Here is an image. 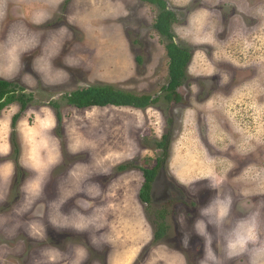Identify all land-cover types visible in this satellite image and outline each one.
<instances>
[{
	"label": "rangeland",
	"instance_id": "1",
	"mask_svg": "<svg viewBox=\"0 0 264 264\" xmlns=\"http://www.w3.org/2000/svg\"><path fill=\"white\" fill-rule=\"evenodd\" d=\"M165 2L190 52L178 103L77 109L61 94L162 92L158 7L0 0V78L33 94L13 128L18 103L0 109V264H264V0ZM167 116L162 174L177 194L145 207L141 171L115 166H152ZM130 170L129 186L118 181ZM161 209L165 233L152 241Z\"/></svg>",
	"mask_w": 264,
	"mask_h": 264
},
{
	"label": "trees",
	"instance_id": "2",
	"mask_svg": "<svg viewBox=\"0 0 264 264\" xmlns=\"http://www.w3.org/2000/svg\"><path fill=\"white\" fill-rule=\"evenodd\" d=\"M150 4H155L158 7V12L153 20L152 27L160 35L166 37L167 41L164 44L165 53L167 56V82L161 86L162 91L159 95H150L145 93H132L116 89L106 84H92L88 86H82L64 92L61 94V99L65 101L67 105L76 108H86L89 106H130L138 109L145 108L146 106L154 104L160 96L167 102V104L173 102L178 103L180 100L176 89L180 86V82L183 78L184 68L190 59V52L186 48L179 47L172 39V35L169 31L170 23L175 21V14L169 7H167L165 0H142ZM33 98V94L30 91H26L24 87L18 85L16 81L0 78V109L5 105L13 102L18 103V111L13 113L10 117V126L14 127V123L19 114L26 108L28 102ZM48 105L54 109L55 121L59 126L61 121V115L58 110V103L56 100H48ZM168 125L165 127L164 132L160 135L159 139L155 141L154 145L159 149V154L155 157L156 163L150 168L137 167L130 161L119 163L115 166L117 171H123L126 169L137 168L141 171L143 181L138 188L137 197L140 202H149V188L150 182L153 179L156 169L163 167L164 161L167 157L168 139L170 134L171 118L166 117ZM163 219V210L156 211L154 215L155 225L152 230V241H156L161 238L166 226ZM152 222V221H151Z\"/></svg>",
	"mask_w": 264,
	"mask_h": 264
},
{
	"label": "flooded vegetation",
	"instance_id": "3",
	"mask_svg": "<svg viewBox=\"0 0 264 264\" xmlns=\"http://www.w3.org/2000/svg\"><path fill=\"white\" fill-rule=\"evenodd\" d=\"M155 163L156 160L154 158L152 166H154ZM170 192H175V194H177V190L175 189V187L163 178L162 167H159L158 169H156L153 179L150 182L148 204L153 202H161L162 200L167 198ZM141 203H143L144 206L146 205V203L144 202Z\"/></svg>",
	"mask_w": 264,
	"mask_h": 264
},
{
	"label": "crops",
	"instance_id": "4",
	"mask_svg": "<svg viewBox=\"0 0 264 264\" xmlns=\"http://www.w3.org/2000/svg\"><path fill=\"white\" fill-rule=\"evenodd\" d=\"M91 107H93V106H91ZM96 107H99V106H96ZM101 107V106H100ZM102 107H104V106H102ZM74 108H76V107H74ZM87 108V107H86ZM77 109H85V108H77ZM13 113H15V112H13ZM12 113V114H13ZM11 114V115H12ZM16 120H18V118L16 119ZM101 158H99L98 159V161L100 160ZM132 170H130V172H129V174L128 175H126V174H124L123 172L122 173H120L119 174V176H118V181H120V180H122V179H128V181L127 182H125V181H120L122 184H125V185H128L129 186V184H130V181H129V179L131 178H133V177H135L134 176V174H132ZM97 173H100L99 171L97 172ZM131 174V175H130ZM124 175V176H123ZM93 176V174H88V176H87V178L86 179H88L89 177H92ZM113 181H114V179L110 182V183H113ZM5 182H3L2 181V177H1V173H0V192H1V196H0V202L2 201V199H3V193H4V191H3V189L5 188ZM83 185H86V183L85 184H83ZM89 184L87 183V185L86 186H88ZM85 186V187H86ZM77 187V186H76ZM84 187V188H85ZM79 188V187H78ZM107 190H108V188H107ZM3 191V192H2Z\"/></svg>",
	"mask_w": 264,
	"mask_h": 264
}]
</instances>
